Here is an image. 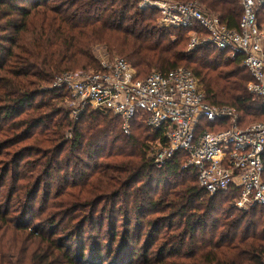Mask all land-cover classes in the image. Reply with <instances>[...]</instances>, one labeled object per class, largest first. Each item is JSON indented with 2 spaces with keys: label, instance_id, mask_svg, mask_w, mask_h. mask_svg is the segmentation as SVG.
I'll return each instance as SVG.
<instances>
[{
  "label": "trees",
  "instance_id": "1",
  "mask_svg": "<svg viewBox=\"0 0 264 264\" xmlns=\"http://www.w3.org/2000/svg\"><path fill=\"white\" fill-rule=\"evenodd\" d=\"M196 1L239 27L240 0ZM158 16L139 0H0V264H264L263 207L208 192L182 168L184 152L159 167V132L139 119L130 134L111 114L75 120L53 86L99 70L94 47L105 45L139 77L185 67L209 103L234 107L244 124L264 120L243 55L188 50L190 28H161Z\"/></svg>",
  "mask_w": 264,
  "mask_h": 264
},
{
  "label": "built area",
  "instance_id": "2",
  "mask_svg": "<svg viewBox=\"0 0 264 264\" xmlns=\"http://www.w3.org/2000/svg\"><path fill=\"white\" fill-rule=\"evenodd\" d=\"M240 4L239 27L230 28L197 1L139 0L141 9L158 11L159 27L190 28L194 37L188 50L211 45L232 57L243 55L253 78L248 89L264 102V26L258 18L264 0H240ZM197 27L204 34L199 35ZM98 59L99 70L63 73L53 83L67 92L65 104L75 120L87 109L111 114L130 134L139 119L159 132L150 142L159 167L184 152L187 160L182 168L195 169L208 192L233 191L236 207L264 208V120L244 124L234 107L209 103L203 85L185 67L157 69L139 77L123 57Z\"/></svg>",
  "mask_w": 264,
  "mask_h": 264
},
{
  "label": "rangeland",
  "instance_id": "3",
  "mask_svg": "<svg viewBox=\"0 0 264 264\" xmlns=\"http://www.w3.org/2000/svg\"><path fill=\"white\" fill-rule=\"evenodd\" d=\"M175 1H178V0H175ZM189 1H196V0H189ZM182 2H185V1H182ZM156 25H157V20H156ZM262 26H264V23H263V25ZM198 32L200 33L199 35H201V34H204L203 32H201L200 30H198ZM198 34V33H197ZM188 36H189V40H188V45H187V49L189 48V46H190V43H191V41H192V38L194 37V34L193 33H191L190 31H189V34H188ZM94 55L97 57V59H98V56H104L105 58H111V59H114V58H116V57H122V56H119V55H114V54H112L111 52H110V50L108 49V47H106L105 45H97V46H95L94 47ZM99 60V59H98ZM76 72H81V71H76ZM62 105L65 107V108H67V109H69L70 110V108L67 106V104H65V102L64 103H62ZM70 114H71V117L73 118V115H72V111L70 110ZM9 183L7 182L6 183V185H5V187L3 188V189H1V192L3 193V194H5L6 193V195L8 194V191H9Z\"/></svg>",
  "mask_w": 264,
  "mask_h": 264
}]
</instances>
